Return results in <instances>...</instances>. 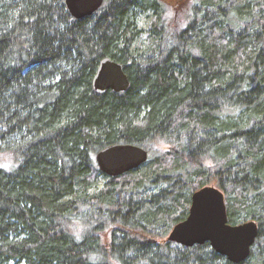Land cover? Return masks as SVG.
<instances>
[{
  "label": "trees",
  "instance_id": "1",
  "mask_svg": "<svg viewBox=\"0 0 264 264\" xmlns=\"http://www.w3.org/2000/svg\"><path fill=\"white\" fill-rule=\"evenodd\" d=\"M169 11L105 0L77 19L65 0H0V264H264V0ZM105 57L129 90L95 91ZM114 143L149 159L108 176L96 154ZM212 183L230 223L259 224L240 263L167 239Z\"/></svg>",
  "mask_w": 264,
  "mask_h": 264
},
{
  "label": "water",
  "instance_id": "2",
  "mask_svg": "<svg viewBox=\"0 0 264 264\" xmlns=\"http://www.w3.org/2000/svg\"><path fill=\"white\" fill-rule=\"evenodd\" d=\"M105 0H65L71 16L82 19L94 14ZM97 93L107 90L127 91L131 81L123 63L103 58L93 79ZM149 159V151L133 143H114L96 154L100 170L108 176H118L140 167ZM259 236V224L247 220L232 224L229 222L225 194L216 185H205L192 195V202L186 219L177 223L167 239L185 246L209 242L220 254L235 263L246 260L251 254Z\"/></svg>",
  "mask_w": 264,
  "mask_h": 264
},
{
  "label": "rangeland",
  "instance_id": "3",
  "mask_svg": "<svg viewBox=\"0 0 264 264\" xmlns=\"http://www.w3.org/2000/svg\"><path fill=\"white\" fill-rule=\"evenodd\" d=\"M165 5H167L170 13H176L177 16H184L185 13L189 10L190 0H163ZM140 25L144 28H148L149 19L146 14L140 15ZM156 149L166 150L169 148V145L164 142H159L155 145ZM211 185H215L212 183ZM105 241H108V232L104 233Z\"/></svg>",
  "mask_w": 264,
  "mask_h": 264
}]
</instances>
